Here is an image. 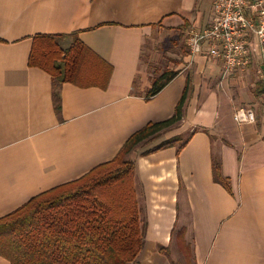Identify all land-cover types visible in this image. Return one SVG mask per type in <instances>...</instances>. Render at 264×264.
I'll return each instance as SVG.
<instances>
[{"label": "crops", "instance_id": "obj_1", "mask_svg": "<svg viewBox=\"0 0 264 264\" xmlns=\"http://www.w3.org/2000/svg\"><path fill=\"white\" fill-rule=\"evenodd\" d=\"M214 1L0 0V218L114 160L183 101L127 155L145 228L135 264H264L262 58L255 40L246 72L206 51L191 60L188 30L211 24ZM37 34L78 40L72 81L29 64ZM166 70L178 74L148 97ZM241 107L255 122L234 119Z\"/></svg>", "mask_w": 264, "mask_h": 264}, {"label": "trees", "instance_id": "obj_2", "mask_svg": "<svg viewBox=\"0 0 264 264\" xmlns=\"http://www.w3.org/2000/svg\"><path fill=\"white\" fill-rule=\"evenodd\" d=\"M67 37L35 35L29 57L30 65L49 72L57 84L74 79L83 56L78 40L62 46ZM177 74L166 70L147 96L159 93ZM260 87L264 93L263 82ZM182 104L169 119L150 122L134 133L114 160L1 217L0 255L12 264H135L145 244V228L134 185L135 163L127 155L176 123ZM178 140L171 138L155 149Z\"/></svg>", "mask_w": 264, "mask_h": 264}, {"label": "built area", "instance_id": "obj_3", "mask_svg": "<svg viewBox=\"0 0 264 264\" xmlns=\"http://www.w3.org/2000/svg\"><path fill=\"white\" fill-rule=\"evenodd\" d=\"M211 24L200 30L191 26L187 45L191 60L203 51L224 63L226 72H246L259 45L262 67L258 71L264 84V0H215ZM254 122L255 113L244 107L235 111L238 123Z\"/></svg>", "mask_w": 264, "mask_h": 264}, {"label": "clouds", "instance_id": "obj_4", "mask_svg": "<svg viewBox=\"0 0 264 264\" xmlns=\"http://www.w3.org/2000/svg\"><path fill=\"white\" fill-rule=\"evenodd\" d=\"M252 122H254V116L252 117Z\"/></svg>", "mask_w": 264, "mask_h": 264}]
</instances>
